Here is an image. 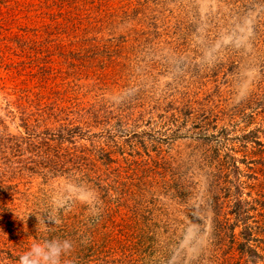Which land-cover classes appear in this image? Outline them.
<instances>
[{"label": "rangeland", "instance_id": "obj_1", "mask_svg": "<svg viewBox=\"0 0 264 264\" xmlns=\"http://www.w3.org/2000/svg\"><path fill=\"white\" fill-rule=\"evenodd\" d=\"M38 4L0 0V264L52 241L59 264H230L214 207L264 137V0Z\"/></svg>", "mask_w": 264, "mask_h": 264}, {"label": "trees", "instance_id": "obj_2", "mask_svg": "<svg viewBox=\"0 0 264 264\" xmlns=\"http://www.w3.org/2000/svg\"><path fill=\"white\" fill-rule=\"evenodd\" d=\"M63 1L39 0L41 12L38 20H42L45 13L57 18L55 11L66 7L70 0L65 3ZM69 13L66 10L61 14L64 16L63 22H68ZM60 130H65L66 133L63 134ZM256 133L254 128L250 137L255 138L252 134ZM68 138L67 130L58 126L52 128L51 133L41 140L49 145V141L55 140L59 144L69 141ZM254 138L251 142L257 158L247 165L242 180L236 175L233 178H222L225 186L218 189L219 200H216L214 207L213 227L222 240L218 249L223 251L226 262L229 261L230 264H257L264 260V137L263 140ZM78 159L81 164L82 157ZM229 168L232 174H237L236 165L231 164Z\"/></svg>", "mask_w": 264, "mask_h": 264}, {"label": "clouds", "instance_id": "obj_3", "mask_svg": "<svg viewBox=\"0 0 264 264\" xmlns=\"http://www.w3.org/2000/svg\"><path fill=\"white\" fill-rule=\"evenodd\" d=\"M70 248V244L64 241L46 242L44 245L34 244L31 250L21 257V264H59V256L62 250Z\"/></svg>", "mask_w": 264, "mask_h": 264}]
</instances>
